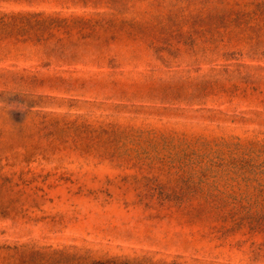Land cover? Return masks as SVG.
Instances as JSON below:
<instances>
[{
  "label": "rangeland",
  "instance_id": "374dc122",
  "mask_svg": "<svg viewBox=\"0 0 264 264\" xmlns=\"http://www.w3.org/2000/svg\"><path fill=\"white\" fill-rule=\"evenodd\" d=\"M207 1L0 0L61 21L0 26V264H264L262 0Z\"/></svg>",
  "mask_w": 264,
  "mask_h": 264
},
{
  "label": "trees",
  "instance_id": "16d2710c",
  "mask_svg": "<svg viewBox=\"0 0 264 264\" xmlns=\"http://www.w3.org/2000/svg\"><path fill=\"white\" fill-rule=\"evenodd\" d=\"M177 2L184 3L188 8L195 4H201L208 2L207 0H177ZM248 5L254 6V12H260L264 14V0L259 2L248 3ZM61 22L58 19H53L52 17H45L43 13H29V12H17L10 14H1L0 17V26L1 28L10 27L12 30L16 29V32L27 33L32 30L35 31L36 34L38 32L43 33L50 28L52 23ZM205 31L200 32V36L204 34ZM208 32V31H207ZM40 36V35H39ZM182 37V36H181ZM21 254L24 252L21 251ZM34 255H39L37 252H30L29 258H33ZM42 256H47L48 259L54 264V260L56 258V262H63L64 264H72L73 261L76 264H116L112 263V261H107L105 263L92 261L85 262L83 257L77 256L76 254H68L63 251L53 252L51 255L43 254ZM82 260V261H81Z\"/></svg>",
  "mask_w": 264,
  "mask_h": 264
}]
</instances>
